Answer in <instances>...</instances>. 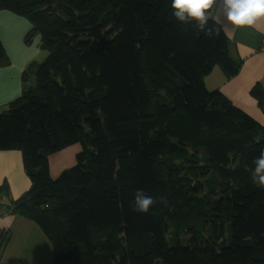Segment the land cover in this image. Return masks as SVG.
I'll use <instances>...</instances> for the list:
<instances>
[{"label":"trees","instance_id":"16d2710c","mask_svg":"<svg viewBox=\"0 0 264 264\" xmlns=\"http://www.w3.org/2000/svg\"><path fill=\"white\" fill-rule=\"evenodd\" d=\"M0 11L25 18L24 43L39 36L46 52L0 112V152L19 151L30 180L14 201L4 182L0 206L38 226L53 264H264L251 174L264 128L204 84L214 68L239 73L227 36L178 24L171 0H0ZM250 95L264 113L259 83ZM77 144L53 179L49 156ZM138 189L156 200L147 213L133 211Z\"/></svg>","mask_w":264,"mask_h":264},{"label":"crops","instance_id":"0c3cea01","mask_svg":"<svg viewBox=\"0 0 264 264\" xmlns=\"http://www.w3.org/2000/svg\"><path fill=\"white\" fill-rule=\"evenodd\" d=\"M217 12L219 13V9ZM30 29L31 25L25 18L8 11H0V42L8 57V65L0 67V108L21 97L26 67L33 62L40 64L46 57V52L40 49L39 36L35 37L30 45L24 43V37ZM263 36L264 19L259 20L253 27L233 29L232 35L227 37L231 43V54L241 62L239 73L227 80L219 68H214L212 73L204 79V84L210 91H220L235 107L264 128V113L250 95V90L257 83L261 85L264 92V56L258 52ZM78 150L77 147L68 148L49 158L50 176L53 179L67 166L74 164ZM4 182L8 184L13 194L12 200H16L30 187L19 151L0 152V186ZM31 223L7 213L0 206V250L5 244L9 242L11 244L8 234L12 236L14 229L30 230L35 237L39 238L36 228L31 226L34 223ZM43 248L45 249V244ZM8 249L6 247L5 254Z\"/></svg>","mask_w":264,"mask_h":264},{"label":"clouds","instance_id":"9594fccd","mask_svg":"<svg viewBox=\"0 0 264 264\" xmlns=\"http://www.w3.org/2000/svg\"><path fill=\"white\" fill-rule=\"evenodd\" d=\"M171 16L178 24L194 26L205 37L216 39L222 34L232 35L235 28L253 27L264 19V0H171ZM252 164V180L264 189V150ZM155 203L151 195L138 189L133 211L147 213Z\"/></svg>","mask_w":264,"mask_h":264},{"label":"rangeland","instance_id":"374dc122","mask_svg":"<svg viewBox=\"0 0 264 264\" xmlns=\"http://www.w3.org/2000/svg\"><path fill=\"white\" fill-rule=\"evenodd\" d=\"M37 59L35 61H37ZM5 109L6 108L1 109L0 112H2ZM72 147L79 148L77 152L80 153L81 148L79 144ZM58 153L49 156V158H51L52 156ZM65 158L67 159V157ZM74 165H75V160H74V164L67 166L65 170L69 169L70 167H73ZM11 195L13 196L12 192H10L9 189L8 192L9 200L14 201L12 200ZM9 200L6 197L2 199V206L3 207L7 206L6 210L9 209ZM31 226H34L36 228L37 236H39V238L35 237V235L30 230L14 229L12 231L13 233L12 236L11 234H8L9 241L11 239V244L10 242L5 244L0 250V262H1L0 264H53V253L49 242L46 241L47 240L46 237L35 224ZM44 244H45V249L43 248ZM6 247L7 249L9 247V249L5 254Z\"/></svg>","mask_w":264,"mask_h":264},{"label":"water","instance_id":"95a60500","mask_svg":"<svg viewBox=\"0 0 264 264\" xmlns=\"http://www.w3.org/2000/svg\"><path fill=\"white\" fill-rule=\"evenodd\" d=\"M38 70H35L34 74L29 78V85L31 88L35 89L37 87V82H36V73ZM261 135V132H260Z\"/></svg>","mask_w":264,"mask_h":264},{"label":"built area","instance_id":"2783aa9c","mask_svg":"<svg viewBox=\"0 0 264 264\" xmlns=\"http://www.w3.org/2000/svg\"><path fill=\"white\" fill-rule=\"evenodd\" d=\"M258 52H259L262 56H264V36H263L262 39H261V43H260V46H259V50H258Z\"/></svg>","mask_w":264,"mask_h":264}]
</instances>
